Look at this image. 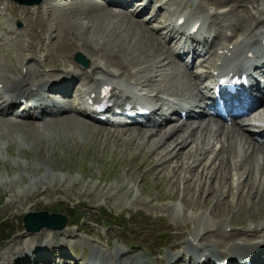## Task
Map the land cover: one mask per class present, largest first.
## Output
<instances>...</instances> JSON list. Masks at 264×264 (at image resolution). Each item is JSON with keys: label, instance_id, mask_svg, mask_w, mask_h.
Returning a JSON list of instances; mask_svg holds the SVG:
<instances>
[{"label": "rangeland", "instance_id": "rangeland-1", "mask_svg": "<svg viewBox=\"0 0 264 264\" xmlns=\"http://www.w3.org/2000/svg\"><path fill=\"white\" fill-rule=\"evenodd\" d=\"M0 1V73H4L7 76L6 80L19 76L21 60L22 62L28 61L34 67L35 65L38 66V62L45 59V56L50 53V57L53 59L50 58L51 60H49L48 65L49 67H53L50 64L58 66L61 63H72L69 59L71 58L74 61L73 55L80 50L84 56V53L87 54L86 58L92 66L98 65L100 69L104 70L107 68L111 72L115 70L119 75L121 74L124 77L131 76L130 66H137L138 69H135V72L137 70L141 72L142 70V74H152L155 76V81H157L159 73L154 69L151 70V68H155L156 59L165 54L162 51L165 48L163 47L164 45L162 47L159 46L158 39H153L156 37L153 34L151 35V32H153L151 30L159 29V21L162 20V15L170 12V10L176 9L180 14L187 13V16L192 15V21L199 19L204 24L205 29L208 24V19L203 13V9L196 4L198 0H170L167 5H171L173 1L180 2L181 4L178 7L179 4L173 3V6H168L166 12L162 9V14L154 19L151 18L157 7L156 2L152 1V7L144 8L142 7L141 1L138 5L137 0H135L132 4L127 5V7H132L133 12H128L135 17L136 20L133 22L125 20L123 16L116 15L114 13L117 10L116 8L111 7L114 9L112 10L108 6L97 5L102 4L99 0H52L58 7L52 17L48 16V19H44L47 23L43 22L42 15L34 22V16H36L35 11L37 10L35 6L32 7V11L35 14L33 13L31 15L34 23L32 22L30 24H27L24 19L19 18L24 9L22 6H18L12 0ZM165 1L161 0V2ZM207 1H217L216 5L231 8L236 1L240 0H229V2H222V0ZM4 7H7L6 10H3ZM97 7L101 9L96 10ZM213 7H206L204 11L211 12V8ZM44 8L45 6L41 11L43 17L45 15V18H47ZM52 9L50 7V11ZM239 9V7H232L229 12L221 15V17H211L209 31L205 30L207 36L209 38L213 36L214 40L220 41L224 33L228 34V32H233L236 35L234 39H236L238 35L244 34V31L255 32L256 30H253V21L250 18L245 19L247 24H251L250 26L235 29L238 25L237 21H239V16L240 19H243L241 13L239 15L236 14ZM107 11H110L112 17ZM140 11L141 13L138 14ZM90 12L98 13L107 19L105 21V29H100L98 26V28H95L94 25L96 24L92 20L89 21L90 18L87 16ZM119 12L122 13L123 11L120 10ZM30 14L27 13L29 15L28 22H30ZM78 14L80 15L79 17ZM61 20H64V23ZM139 21L145 26L141 25ZM18 22L21 24L20 27L17 26ZM46 25H56L63 31L65 29L66 33L70 30V33H73L72 35L76 37V42H81L82 47L77 46L66 35L63 38H59L60 35L58 34L56 35L55 46L50 44L54 40L57 32L63 35V32L59 28H52L51 35L47 34L45 41L42 42L39 39H35L32 42L33 48L36 47V50H38L41 44H44L45 48L33 56L28 55V52L31 51L30 34L35 32L39 27L42 30V34L47 30ZM221 26H223L224 30L221 29L222 33L220 34L219 27ZM11 29H19V31L14 32ZM180 29L182 30L183 28ZM167 31L161 29L159 30L160 33L157 32V34L165 38L168 36ZM110 32L119 33L118 37L126 35L125 39L122 38V40L125 43H131L132 48L134 41L130 39H139L142 43L141 46L144 48L143 56L140 54L141 57H139V52L135 51L134 57L131 58L132 48H128L123 43H120L122 42L121 39L117 40V43L115 42L113 45L107 37V34ZM217 33L222 36L219 37ZM38 35L35 34L34 36L37 37ZM171 43V40L168 41V47H173ZM187 48L188 46L185 47V50ZM117 50L119 53L116 52ZM212 50L214 52L216 47H212ZM64 54L66 55L64 59L62 58L63 61H60V56L62 57ZM24 55H26V59L24 57L22 58ZM201 55L202 53H197L192 58L191 55H188L182 62L184 67L182 69H186V62L187 64H191L194 61L196 64L203 63L204 66H209L212 63L210 60H205L206 57L204 58ZM94 58L103 59L106 63L101 60H94ZM157 60H161L159 64L163 63V59ZM146 68H150L149 71ZM192 69H195V67H192ZM143 70L145 71L143 72ZM62 71L56 72V69L52 70V72H56L55 75L57 76L65 74ZM174 71L172 74H163L162 77L170 82H173L172 79L174 78L177 83L180 81V78ZM146 74L144 77L142 75L138 77L140 81L147 78ZM43 79L47 80L48 78L45 76ZM74 80L76 89H80L79 77H75ZM140 89L151 93L145 88ZM41 90L40 93L46 91L45 88ZM161 92L180 94L179 90L175 89L161 90ZM182 94L187 95L186 92ZM73 95V93H69L65 97H58L53 94L49 100L51 102V99H57L60 102L59 105L62 106L64 104H70L71 100H73ZM159 97L162 100L167 98L173 101H179L178 98L168 97L164 93H159ZM155 100L158 107L163 106L162 103L164 101H159V99ZM1 101L2 99H0ZM256 109H260L264 113L262 107ZM17 111L15 110L13 114ZM13 114L10 116L14 117ZM73 117H75L74 120L72 119L68 123L61 124L59 121L63 119L60 116L49 120V122L37 120L40 124H37L33 120L12 122L0 119V235L9 232L8 234L15 238V245H10L12 248L11 254H13L18 246L22 248L24 246L23 241L28 239L26 233L20 230L23 228L21 218L25 211L61 212L67 215L70 212L69 206L76 207L73 212L83 216L80 223L78 225H72L68 221L65 228L71 230L72 233L76 232L77 236L73 237L72 234L73 238H70V242L68 241L66 243L63 241V247L65 250L67 249L68 254L70 251L75 259H80L85 254L86 263L79 261L80 264H91L87 261L89 255L99 250L96 245L101 240L95 235L96 230L104 239V241H101L102 243H105L109 237L108 240L111 250L118 251L119 248L124 247L128 255H137L144 252L147 253L151 261L154 257V251L160 250L161 256L155 257L153 263L167 264L169 260L164 255L171 254L173 249L180 244L181 241L179 240L182 238L180 233L187 228L185 226L187 221L192 222V226L194 227H204L205 224L215 222L216 225L219 227L222 226L221 229H223L227 224L243 226L264 220V196L261 198L256 190H251L245 196V189L237 192L232 187L233 192L231 195L229 194L228 188L230 183L235 186L239 179L243 180L245 178V176L240 178V175L244 172L241 169L232 171L230 169L229 174L232 176L224 172L228 176L230 183L229 181L226 182V180L221 182L217 181L219 183L218 186L223 183L220 192L227 189L226 193L228 196L222 193L225 197L219 198V195L218 198L221 203L216 207L217 203L215 201H217L218 195L216 194L217 191H213L217 187L216 185L214 186L215 183L212 180H216L214 165L218 164V160H214V163L208 169L204 168L207 172L206 181L203 179L202 175L204 174H201V172L202 167L208 165L215 154L220 151L222 137L221 139L214 138L213 133L208 131L207 141H209V152L206 156L202 157L200 161L202 163L199 164L200 167L197 166L196 168V171L202 176L200 178L201 181L199 183L196 181L192 183L191 172L196 173L195 170L186 172V178L190 180L189 182H185L183 179L185 175L183 169L179 171L178 178L175 175L174 179L168 177L169 173L164 169H158L157 172H153L152 170L156 169L157 166L150 170L154 166V162L158 165L159 155L154 156V159L152 155L158 153L161 149L160 147H154L157 149V152L149 155L150 146L161 144L157 141L163 135L155 136L152 133L145 139L139 137L133 138L137 135H130L137 133L131 129H118V131L111 133L106 129L103 130V128H110L101 125L102 128L100 129V126L91 125V120L80 115H78L80 118ZM25 119L30 118L25 117ZM206 121H209V127L216 128L217 124L212 119H204V122ZM92 123L96 122L92 121ZM171 123L172 125L178 126L182 124V121L173 119ZM136 126L139 125L136 124L129 128ZM247 127L258 131V128L253 125H246L244 128ZM186 129L187 126L185 125L181 131L184 133ZM110 130L113 131V129ZM127 136H130L129 140ZM237 139L238 137L234 133L231 136L230 142L232 146L236 143L235 148L241 151V146ZM168 143H171V141ZM193 148V145H188V149L191 150ZM246 150L247 153L252 151L251 148ZM166 152L167 148L165 149ZM172 154H174V150L167 154V156L170 157ZM260 156L262 154H258L256 160ZM235 160V158L231 159L232 162ZM179 161L185 163L182 159H179ZM179 161L176 158H172L170 162L174 165ZM170 162L164 161V163ZM189 163H187L188 166ZM146 169L149 170L146 171ZM144 171L146 172L144 173ZM254 177L257 183L259 178L258 171H254ZM188 185L196 192H188ZM262 187L258 186L257 188L261 189ZM252 194L256 197L251 198L249 195ZM182 198H184L188 206L183 205ZM248 219L253 220V222L244 223ZM106 222L110 224L108 225ZM179 225L181 228H177ZM229 227L228 225L225 230L229 229ZM168 230L169 232H167ZM21 232L24 234L23 240L21 243H18L17 235L21 234ZM166 232L167 234H165ZM61 233H64L63 230ZM41 238H43V235L38 236V239ZM187 238L188 234L183 238V241H186ZM6 239L0 243L2 253L7 252V250L3 252V249L5 250L6 248L4 246L2 247ZM262 239L257 238V240ZM76 241H80V243ZM7 243H13V240L11 239ZM184 246L186 247L185 242ZM261 249L264 250V248ZM149 250L151 254H148ZM107 251L106 246L100 248V252ZM2 253H0V261L2 260L4 264H9L13 259H15L13 264H18L15 263L18 260L21 263V257L17 258L13 256L9 261L1 259ZM59 259L60 257H57L56 260ZM60 260L62 261V259ZM191 262L193 263V261ZM68 263L77 264L74 259H70ZM47 264H51V262H47Z\"/></svg>", "mask_w": 264, "mask_h": 264}, {"label": "bare ground", "instance_id": "bare-ground-1", "mask_svg": "<svg viewBox=\"0 0 264 264\" xmlns=\"http://www.w3.org/2000/svg\"><path fill=\"white\" fill-rule=\"evenodd\" d=\"M130 1L131 0H104L103 2L104 5L102 4H97V5L104 6V7L108 6V8L110 9L116 8L117 9L116 12L114 11L116 15L123 16L125 20L133 22L136 20L133 14L124 12V11L122 13L119 12L121 10L120 8H123L126 10L125 7L126 5H128ZM134 1L135 0H132L131 4ZM140 1L141 0H137L138 5ZM145 1L146 2L144 3H143V0L141 1L142 7L144 8L152 7V1L156 2L155 4L157 5V7L151 19H154L160 16L162 14V11H161L162 9H164L166 12L168 6H173L174 5L173 3L179 4L178 7L181 4L180 2L173 1L171 5L170 4L167 5L168 1L170 0H166L165 2H161V0H145ZM216 2H210L207 0H198L196 3L197 6L203 9V13L208 19V24L206 26V29L203 26L202 22L199 19H197L193 21V25H196L198 23H200V25L197 28V31L195 33H191L189 31L190 29L187 28L186 32L177 34V31H179V29L182 26H185L186 23L192 19V17L187 16L188 15L187 13L182 14L186 19L181 23V25H179L178 19L180 18L179 16L182 17V15H179L176 9L170 10V12L162 15V20L159 23V29L158 30L155 29L157 31L149 29L153 31L151 32V35L153 34L156 37L153 39L154 40L158 39L157 42L159 43V46L162 47L164 45L163 47L165 48V50H162L163 52H165V54L161 56L160 58H157V59H163V63L159 64L161 60L156 59V65H154L155 68L153 67L151 68V70L154 69L155 71L159 73L157 76V81H155V76L152 74H146V73L142 74L141 73L142 70L141 72L140 70H137L136 72H134L135 69H138L137 66H134V67L130 66L131 76L124 77V76H121V74L119 75V73L116 72L115 70L111 72L106 67H105L106 69L102 70L98 67V65L97 66L91 65L89 69H86L84 67H81L80 64L74 62L71 58L69 60L72 63H66V64L61 63L58 66H54L50 64L53 67H49L48 62L49 60L53 59L50 57V53L47 56H45V59L38 62V66L35 65L34 67L30 63H28V61L24 63L21 60L19 66H21L23 70H21L20 68L18 77H14L10 80L8 79L6 80L7 76L4 73L0 75V99L7 102L6 105L4 106L0 105V119L12 121V122H24V121L33 120L37 124H40V122L37 120L49 122V120L58 118L60 116L61 119H63L62 121H59L60 124L68 123L69 120L75 119V117L73 116L78 117V115L82 116V114L85 113L84 107H83V102H84L83 97L84 96H86L85 99L87 101L89 99H94L96 96H98L101 93V88H105V87H107L109 91L114 93L113 94L114 97L123 96L125 90H132L134 86L145 88L147 91L151 92V95H150L151 99H154V97L156 96L158 97L159 93H164L168 97H177L179 95L181 96L184 95L182 93L186 92L189 95V99L184 98L180 101L192 107H200L202 105L200 101V97H201L200 87L201 86L203 87L205 83L207 82V80H211L215 76L214 71L219 72V74H227L230 71H234L236 73V69H235L236 67H245L246 63H249L251 65L257 66V70L259 74H264V1L263 0H251V1L240 0V1H236L232 6L235 8L239 7L240 9L238 13L236 14L239 15V13H241L243 16V19H240V16H239V21H237L238 25L235 29H242L246 26H250L251 24H247L245 20L246 18H250L253 21V30L254 31L256 30L255 32L251 33V32L244 31L245 33L238 35L236 39H234L236 35L233 32H228V34L224 33L223 38L220 41L214 40L213 36L210 37L211 38L210 44H207L206 38L204 39V36L200 35V29L203 28L206 31H209L208 29L210 26L211 17H216V16L221 17V15L229 12V10L232 9V7L230 8L228 6L216 5ZM222 2H229V0H222ZM44 6H45L44 11L46 12L47 18H45V15L43 17V13L41 11V9ZM210 6H214L213 8H211L212 11L205 12L204 9L206 7L210 8ZM50 7L53 8L51 11H50ZM57 7L58 5H55L52 2V0H49V1L43 0L42 4L39 5L38 9L36 10V16H35L34 22H36L38 18L40 17V15H42L43 22L47 23L44 19H48V16L52 17ZM22 8H24L22 13L24 14L23 19L25 20V22L27 24L32 23L33 19H31L30 7L27 6V7H22ZM99 9L101 8H98V7L96 8V10H99ZM27 13L30 14V22H28L29 15H27ZM107 13L111 16L110 11H107ZM174 15L175 16L179 15V16L176 18L175 21H172V17ZM79 16L80 15L78 14V17ZM87 16H89L90 18L89 21L92 20L96 24V25L93 24L95 28L98 26L100 29H105V25H106L105 21L107 19L103 18V16L95 12L94 13L90 12V14ZM63 21L64 20H61L62 23H64ZM139 23L145 26L141 21H139ZM46 26H47V30L43 32L42 34H41L42 30L40 27L36 29L35 32L30 34L29 38L31 40V43H30L31 51L28 52V55L33 56L45 48L44 44H41L38 50H36V47L33 48L32 42L35 39H39L40 41L43 42L47 34L51 35L52 28H55V29L59 28L56 25L54 26L46 25ZM183 28L185 29L186 27H183ZM219 28H220V34H221L224 28L223 26ZM161 29L163 30L168 29V31L166 32L168 33L167 37L162 38L161 35L157 34V32L160 33L159 30ZM61 31L63 32V35L60 32H57L55 34L54 40L51 41L50 44L54 45L57 39L56 35L58 34L60 35L59 38H63L66 35L69 39H72L74 43H76L77 46L82 47L81 42L80 41L76 42L77 39L76 37L72 35L73 33H70V30L67 31V33L65 29L64 31L63 30ZM35 34H39V35L35 37L34 36ZM118 34L119 33L117 32L116 33L110 32L107 34L108 40L111 43H113V45L115 42L117 43V40L119 39L122 40V38L125 39L126 37V35L125 36L122 35L118 37ZM185 36L190 38L189 41H190L191 48H190L189 53H191L192 56H194L196 53H199L201 50L207 48V51H206L207 57L206 58L204 57V58L205 60H210L212 62L211 64L209 63L210 64L209 66H204L203 63L196 64L192 62L191 67L182 69L183 67L182 54L184 53V46H185V43L183 40ZM220 36L222 35H219V37ZM202 39L204 42L203 44L201 43ZM130 40L134 41L133 48H132L131 43L129 42L125 43L122 40V42L120 43H123L128 48H132L131 58L134 57L135 51L139 52V57L143 56L144 48L143 46H141L142 43L140 42V40L139 39H130ZM170 40L172 42L171 46L173 45V47H170V46L168 47L167 45L168 41ZM212 47H216V50L214 52L213 50L211 51ZM119 51L117 50L116 52L119 53ZM78 52H81V51L78 50ZM84 54L85 56L87 55L86 53ZM65 55L66 54H64L62 57L60 56L59 60L63 61L62 58L64 59ZM23 57L25 59L27 58L26 55L22 56V58ZM174 57L176 58V60ZM94 60H97V61L101 60L105 62L103 59H100V58H97V59L94 58ZM192 67H195V69H192ZM54 69H56V72L63 70L62 72H65V74H61L57 76L55 75L56 72H52V70ZM149 69L147 70L149 71ZM36 70H38L39 72ZM145 70H143V72ZM246 70H247V67H246ZM173 71L180 78V81L177 83L175 82L174 78L172 79L173 82H170L167 79L162 77L163 74H172ZM241 71H244V70H241ZM145 74L147 78L143 81H140L138 77H140L141 75L144 77ZM249 74H253V73L249 71ZM45 76L48 78L47 80L43 79ZM242 76L243 74L239 75V77H242ZM75 77L77 78L79 77L81 89H76V86L73 88L72 79H74ZM131 80H133V83H131ZM44 83H46V85H44ZM255 86L259 87V84L256 83ZM45 87L47 91L54 90L56 92L55 95H57L58 97H64L65 95H68L69 92H72L74 94L73 96L77 97V100L71 101L70 104H64L61 106L59 105L60 102L57 99L55 100L51 99V102H50L49 100L50 94H39L37 97H31L27 99L28 102L26 103V106L23 108V110H20L17 113V116L19 118H13L7 115L6 110L10 107H13V105L16 103V99L28 97L32 93L38 92L41 88H45ZM204 88L206 87L204 86ZM169 89L179 90L180 94L178 95L174 92H161V90H169ZM195 89H197V92H194ZM258 91L261 93L260 97L253 96L254 94H256V92H252L251 94H252V97H254V99L257 100L258 106L263 104L262 108L264 112V87L258 89ZM192 94H194V96H191ZM257 95L259 96V94ZM32 98L36 99L34 104L29 103ZM245 100H246V97L244 95H241L238 97L236 101L239 102V101H245ZM96 102H100V101H96ZM132 106H134V104ZM177 108H178L177 106L174 107V109H177ZM35 109L38 110L37 113H34L33 110ZM152 113H154V115H158L159 113V117L161 116L165 117V114H166L160 110V107H154L151 109L150 114L146 116L147 123L141 124L139 122H136V120H134L128 125H123L124 127L120 126L119 124H115L114 127H110L114 125L112 120L110 119L93 118L86 114H83V115L85 116V118L91 120L90 122L91 125L100 126V129L102 128L101 125L108 127L110 129H113L112 131L110 129L103 128V130L106 129L108 132H111V133L118 131V129H131L137 133V134L132 133L130 135V136L137 135V136H134L133 138L139 137V138L145 139L148 136H150L152 133H154L155 136L163 135L157 141L158 143H161V144L150 146L151 151L149 150V155L151 153L157 152L156 148H159V147L161 148L158 153L152 155L153 159H154V156L159 155L158 161H157L158 165H156V163L154 162V166L150 168V170L153 169L155 166H157L156 169L152 170L153 172H157L158 169H164L169 173L168 177H172L174 179L175 175L178 178L179 171H182L183 169V171L185 172V175L183 176V179L185 180V182L190 181L188 178H186L187 176L186 172H188L189 170L196 171L197 166L200 167L199 164L202 163L200 162L202 160V157L206 156L207 153L209 152L208 151L209 141H207V137H208V131L212 132L214 138L221 139L222 137L221 149L217 154H215V156L211 159V162H209L208 165H204L202 167L201 174L202 173L204 174L202 176H203V179L205 180V178L207 177V172L205 171L204 168L208 169L210 166H212V164L214 163V160H218V164L217 165L215 164L216 167L214 165V168L216 170L215 171L216 180L211 179L213 183H215L214 186L216 185L217 187V189L215 188L213 191V192L217 191L216 194L218 195L217 201H215V203H217L216 207L221 203L219 201L220 200L219 198L221 197L224 198L225 195L228 196V194L226 193L227 189L225 191L220 192V189L223 186V183H221L220 186H218L219 183H217V181L218 182H221L223 180H226V182L229 181V178L227 175H225V173L229 174L230 169L231 171L236 170V169L244 170L242 175H240L241 176L240 178L245 176V178L243 180L241 179L242 181L238 182L237 185L235 186L232 185L229 181L230 185H229V188L228 187L227 188H228L230 195L232 194L233 188H234L237 192L243 191L245 189V196L251 190H256V192H258L261 198H263L264 196V153H263L262 147L264 146V113H262L260 109H256L252 111L250 114H247L241 117L240 123L238 125L235 124L236 121H233L228 126L227 123H225L224 121H218V120L212 119V121L217 124L216 128L209 127V121L204 122L203 115H198L196 119L194 120H191L189 116H187L182 122V124L178 126L172 125V123L169 122V119H167L163 124H161L163 125L161 127H160V124L156 126H151L149 125V122L152 120ZM25 117H29L30 119H25ZM92 121L96 123H92ZM108 123L110 124V126L107 125ZM132 123H135L137 125H146V126L145 127L136 126L134 128H129L131 126H135V124L132 125ZM185 125L187 126V129L183 133L181 130L183 129ZM244 125H250V126L253 125L254 127H258L259 134L256 136L254 133H247L246 130L243 129ZM252 131L254 132L255 130L253 129ZM234 133L236 137H238L237 140L241 146V151L235 148L236 143L234 144V146H232L230 142L231 136ZM130 136H127L128 140ZM257 137L261 138L262 140L258 141ZM168 139L170 140L168 141ZM247 140H248V143L246 144ZM170 141L171 143H168ZM188 145H193L194 148L190 150L188 149ZM244 145H246V147H244ZM166 148H167V152L165 153ZM249 148H251L252 151L250 153H247L246 149H249ZM172 150H174V154H172V156L170 157L167 156V154H169ZM258 152L263 153L261 162H258L256 160L255 154ZM163 158H165V160H163ZM172 158H176L178 161L179 159H182L186 163V165L185 163H181L180 161H179L180 163L177 162V164L173 165L172 162H170ZM232 158H235L236 160L232 162L231 161ZM247 159H252V160H247ZM164 161L170 162V163H164ZM188 162H190L189 166L187 165ZM147 170L149 169H146V171ZM146 171H144V173ZM254 171H258L259 173V178H258L257 183L254 177ZM196 173L191 172V177L193 181L192 183H195V181L199 183L201 181L200 179L202 177L200 176L201 174H199L197 171ZM189 185L187 186V191L195 193L196 191L193 188H191V186ZM258 186H263V187L261 189H258L257 188ZM185 192H186V187H185ZM222 193H225V195ZM249 196H251V198L256 197L254 194L249 195ZM237 199H238V196H237ZM182 200H183L182 201L183 205L188 206L184 198H182ZM193 206L192 208L194 209L195 206L194 207ZM246 222L250 223V222H253V220L248 219L244 223ZM228 225L230 226L229 229L225 230V228ZM185 226L187 228L184 229L180 233L182 235V238L179 240L181 241L180 244L175 249H173V251L171 252L169 256L166 257V259L169 260L167 264H186L189 259L192 261H195V263L193 264H207V263L209 264L210 263H213V264H264V256H263L264 252L259 251L261 248L264 247V244H263L264 241H254L256 238H259V237L264 238V220H259V222L255 224L250 223L249 225H243V226H235L234 224H227L225 228L223 227L224 230L221 229L222 226L219 227L218 225H216L215 222L205 224L204 227L202 226L194 227L192 226V222L187 221V223H185ZM178 227L181 228L180 225L177 226V228ZM20 230L26 233V236L28 237L26 241H23L24 246L22 248H24V250H22V248L18 246L17 249L13 252V254H11L12 248L10 245L14 244L15 238L12 235H9L7 233L6 235L7 239L2 244V247L4 246V248H6L5 250L3 249V252L6 250L7 252L2 253L0 250V253H2L1 259H6L9 261L11 257L15 256L17 258L21 257V263L19 260L17 261L19 264H28L29 262H31V264H45L46 261H52L54 264H59L60 262L56 261L55 259V256H59L62 259V262H63L62 264H67L66 261L69 258V254H67V251L63 247V241H67L69 237H71L70 234L61 233L62 231H51L48 228H42L38 232H35V233H31V232H28L22 229ZM22 232L21 234L17 235L18 243H21L23 240L24 234ZM63 232H71V231L66 229ZM167 232H169V230ZM95 233H96L95 235H97L101 241H104V239L98 234L97 230ZM72 234H73V237L77 236L76 232H73ZM187 234H188L187 240L183 241V238ZM42 235H43V238L38 239V236H42ZM11 239L13 240V243H7ZM184 242L186 243V247L184 246ZM106 244L108 247H110V242L108 239H106ZM8 251H9V254H8ZM189 252H191V255L188 257V259H184L182 256L184 254H190ZM14 261L15 259H13L12 262L10 261L9 264H13ZM90 262L92 264H154L153 261H149L146 255H144L143 253H139V255H128L127 252L122 248H119L118 251L116 250H114L113 252L110 251L108 252V254L100 253L99 250L96 252H93L91 254ZM0 264H4L2 260L0 261Z\"/></svg>", "mask_w": 264, "mask_h": 264}, {"label": "water", "instance_id": "water-1", "mask_svg": "<svg viewBox=\"0 0 264 264\" xmlns=\"http://www.w3.org/2000/svg\"><path fill=\"white\" fill-rule=\"evenodd\" d=\"M20 4L26 3V1H36V0H17ZM40 1V0H39ZM74 59L83 65L84 67L89 66V61L81 54L76 53L74 54ZM25 227L28 231H38L41 228H50V229H60L63 228L66 223L67 219L63 217L61 214H49L46 211L42 212H34L28 213L23 218Z\"/></svg>", "mask_w": 264, "mask_h": 264}, {"label": "trees", "instance_id": "trees-1", "mask_svg": "<svg viewBox=\"0 0 264 264\" xmlns=\"http://www.w3.org/2000/svg\"><path fill=\"white\" fill-rule=\"evenodd\" d=\"M3 236H4L3 234H2V235H0V241L3 239Z\"/></svg>", "mask_w": 264, "mask_h": 264}]
</instances>
